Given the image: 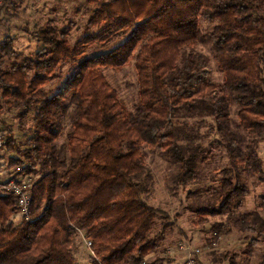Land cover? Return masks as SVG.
Wrapping results in <instances>:
<instances>
[{
  "label": "trees",
  "instance_id": "trees-1",
  "mask_svg": "<svg viewBox=\"0 0 264 264\" xmlns=\"http://www.w3.org/2000/svg\"><path fill=\"white\" fill-rule=\"evenodd\" d=\"M92 1L97 6L86 26L96 29L93 34L70 47L69 29L48 25L35 34L42 46L31 59L0 69V99L16 112L18 127L32 116L27 147L14 148L18 156L6 167L18 168L16 176H36L27 217L19 222L11 220L19 211L15 199L0 196V264H75L76 240L90 242L91 264H171L159 257V244L173 223L144 201L150 194L146 156H164L184 187L217 145L228 159L218 206L199 211L225 217L211 227V239L230 229L264 239L261 214L238 212L249 193L243 176H259L264 185L258 152L264 137V0ZM12 55L10 44L0 49V58ZM130 62L138 94L132 110L102 73ZM210 62L222 76L218 83L209 80ZM66 65H75V72L57 92H48ZM158 218L164 221L155 229ZM256 243L249 240L245 256ZM150 254L156 257L145 261Z\"/></svg>",
  "mask_w": 264,
  "mask_h": 264
},
{
  "label": "rangeland",
  "instance_id": "rangeland-1",
  "mask_svg": "<svg viewBox=\"0 0 264 264\" xmlns=\"http://www.w3.org/2000/svg\"><path fill=\"white\" fill-rule=\"evenodd\" d=\"M96 6L92 0H10L5 3L0 9V49L10 44L13 55L0 58V69L6 70L31 59L42 46L41 42L35 39V34L48 25L57 30L68 28L67 40L70 47L86 35L93 34L96 29L87 28L86 22ZM202 28L209 30L211 25L202 24ZM116 44H111L104 49H94L88 56L107 52ZM203 52L207 53V50ZM75 70V65L62 67L58 72V78L51 81L45 89L51 93L57 92ZM208 72L211 82L221 81L222 76L213 62H210ZM102 73L111 87L116 90L119 100L127 109L132 110L138 101L137 78L133 62L128 63L121 70H102ZM28 76H31V72ZM15 113L9 111L0 99V134L3 138L0 157L6 165L9 157L18 156L14 148L17 147L22 151L27 147L25 139L32 129V116H28L27 122L20 129ZM232 119L237 121L235 112L232 114ZM184 121L193 124L191 120ZM206 129L199 127V133L205 134ZM208 139L213 141L211 136ZM205 147L208 149L207 146ZM210 150L208 162L199 164L196 178L184 187L176 183L174 179L176 167L171 165L164 156L159 152L146 156L145 168L150 175V194L144 201L147 205L160 210L168 217V221L173 223L172 229L165 234L159 244V250H164L163 255L159 257H162L165 263L171 261V264H181L183 253L177 250V246L182 243L189 249L199 250L196 256L198 264H260L264 262V239L252 233L230 229L225 235L213 240L211 227L224 223L225 217L199 214V211L203 209L218 206L216 191L219 189V179L222 176L220 171L227 167L228 159L224 148L217 145ZM144 152L147 153V149H144ZM258 152L260 159L264 162V137L259 142ZM5 168L8 173H12L11 169ZM34 178L36 176H28V181ZM259 179V176L248 174L243 176L242 184L247 187L249 193L238 212L256 210L264 219V205L261 201L264 185ZM162 221L164 220L161 218L156 220L155 229L159 228ZM251 238H256L257 243L252 252L245 256L244 251ZM75 242L76 248L72 251L75 264H91L92 257L86 243L82 240ZM154 257L156 255L150 254L148 260Z\"/></svg>",
  "mask_w": 264,
  "mask_h": 264
},
{
  "label": "built area",
  "instance_id": "built-area-1",
  "mask_svg": "<svg viewBox=\"0 0 264 264\" xmlns=\"http://www.w3.org/2000/svg\"><path fill=\"white\" fill-rule=\"evenodd\" d=\"M4 0H0V4H2ZM3 147V138L0 134V156L2 153ZM7 165L2 161L0 157V196L11 195L17 204V208L19 211L17 214L12 216L11 220L13 223H17L15 221H20L22 218H26L29 207H30V189H31V181H28V175H15L16 169H11L12 173H8V170L5 168ZM86 247L89 249L91 256L93 253L90 250V242H85ZM177 250L183 253V257L181 259V264H198L196 261V256L199 253V250L189 249L186 244L179 243L177 246ZM150 255L146 256L144 260H148Z\"/></svg>",
  "mask_w": 264,
  "mask_h": 264
}]
</instances>
